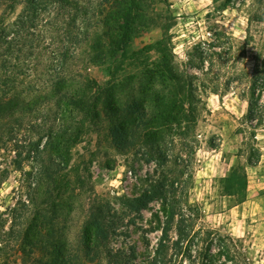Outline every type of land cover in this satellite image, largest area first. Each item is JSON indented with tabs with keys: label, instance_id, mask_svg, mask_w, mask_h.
I'll use <instances>...</instances> for the list:
<instances>
[{
	"label": "rangeland",
	"instance_id": "1",
	"mask_svg": "<svg viewBox=\"0 0 264 264\" xmlns=\"http://www.w3.org/2000/svg\"><path fill=\"white\" fill-rule=\"evenodd\" d=\"M151 11L154 26H139L129 41L111 52L100 49L95 63L89 62L88 46L81 50L73 74L105 87L96 105L99 119L84 118L77 143L43 154L44 160L55 163L54 182L45 175L37 177L41 166L32 159L18 169L12 149L37 138L32 126H61L55 119L59 106L18 111L23 125L19 132L14 121L1 118L9 126L0 137V173L8 171L0 185V264H47L53 250L47 241L50 233L66 249H78L89 214L107 207L122 218L110 246L129 254L134 250L131 264H146L160 235L153 214L162 219L161 202L151 201L136 213L123 201L139 197L161 175L180 169L170 162H179V157L192 175L188 203L199 212L195 229L201 238L208 231L213 239L212 264L225 261L218 248L225 236L233 241L229 249L235 264H264V93L253 107L257 116L249 119L246 76L260 63L264 0H150ZM163 58L183 77L174 104L176 109L185 105L187 112L184 118L177 114L169 125L159 116L158 131L144 136L134 114L126 112L143 105L147 117L153 115L155 91L147 93L153 79L159 96L164 95L165 80L157 67ZM168 83V94L175 93L177 83ZM257 121L260 126H255ZM185 124L189 130L181 135ZM65 133L60 129L56 139H67ZM154 139L165 144L161 153L167 162L152 153ZM29 194L35 197L33 205L27 202Z\"/></svg>",
	"mask_w": 264,
	"mask_h": 264
},
{
	"label": "trees",
	"instance_id": "2",
	"mask_svg": "<svg viewBox=\"0 0 264 264\" xmlns=\"http://www.w3.org/2000/svg\"><path fill=\"white\" fill-rule=\"evenodd\" d=\"M149 3L150 0H0V137L7 133L9 126L7 124L6 127L3 123L5 120L1 121V118L14 121L19 132L23 125L22 116L17 112L32 111L37 105H58L55 119L61 120L62 124L56 130L58 124L32 126L37 138L13 145L18 169L23 161L32 159L41 166L37 177L45 175L54 182L55 169L52 166L55 163L44 160L43 154L49 148L63 151L68 145L77 143L84 118L90 121L99 119L96 105H99L100 94L105 87L98 85L94 79L73 74V68L80 61L81 50L88 46L89 62L95 63L101 55L100 49L106 47L111 52L113 46L118 48L129 41L139 26H154L156 20L153 11L147 12ZM18 8L20 10L16 13ZM15 13L14 19L6 22ZM252 40L245 39L246 42ZM259 55L260 63L251 75L246 73L251 94L248 110L251 120L257 116L253 107L264 93V46ZM163 60L157 67L165 80L161 85L164 95L159 96L160 87H154L153 79L147 93V96H151L153 91L156 92L152 96L153 115L147 117L149 110L143 105L134 112H126L127 116L129 112L134 114L137 129L143 130L144 136L153 130L158 131L156 122L159 116L165 118L167 125L177 120V114L183 118L186 116L185 105L176 109L174 104L175 95L182 93L180 83L183 77L173 72ZM168 81L177 83L175 93L169 91L168 94L171 86ZM256 92L258 95L254 96ZM259 122L255 126H260ZM182 128L181 135H185L184 131L188 132L189 126L185 124ZM60 129H64L67 139H56ZM123 130L128 133L125 127ZM128 143L125 141L126 145ZM153 144L152 153L167 162V157L161 153L165 144L155 139ZM178 159L179 162L176 159L170 162L173 166H181L180 169L164 173L150 183L139 197L124 199L123 203L129 211L139 213L149 202H161L162 219L158 213L153 214L160 235L146 264H182L185 260L189 264H212L213 239L208 231H203L201 238L200 231L195 229L199 212L196 208L191 209L188 203L192 175L188 173L187 165H183L184 159ZM7 177L8 171H1L0 185ZM34 201V195L29 194L27 202L33 205ZM120 223L122 218L110 207L91 212L80 233L78 249H66L63 241L50 233L47 241L53 245V250L47 264H131L136 259L134 250L129 254L109 244ZM219 240L223 243L218 248L225 259L220 264H235L230 257L229 247L234 248L231 237L225 236ZM42 245L45 247L46 243Z\"/></svg>",
	"mask_w": 264,
	"mask_h": 264
}]
</instances>
